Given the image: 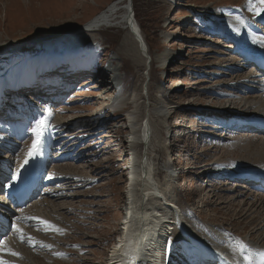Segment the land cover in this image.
I'll return each mask as SVG.
<instances>
[{"label": "rangeland", "instance_id": "obj_1", "mask_svg": "<svg viewBox=\"0 0 264 264\" xmlns=\"http://www.w3.org/2000/svg\"><path fill=\"white\" fill-rule=\"evenodd\" d=\"M116 1L120 0H0V47L21 44L20 55L23 57L49 50L54 52L52 55L61 56L59 53L65 52L68 46L91 40L90 35L82 33L83 27ZM132 1L136 20L152 47L150 57L144 54L139 67L130 60V51L124 47L129 33L122 29L98 33L91 52L105 68L113 58L118 62L121 59L126 61L121 74L125 77V91L121 93L122 103H127L125 111L115 114L121 110L122 104L111 108L108 101L104 105L106 96L95 98L92 94L100 93L91 90L96 89L94 86L80 85L74 95L69 94L70 98L62 104L63 115L59 114L48 125L50 138L57 145L49 156L51 166L46 179L55 184L51 182L43 187L35 205L13 218L11 232L5 239L13 242L12 247L4 249V244L0 250V260L5 264H107L120 237L117 230L124 222L128 204L130 183L124 167L131 156L126 143L132 138L133 128L126 113H135L139 107L137 113L141 121L138 131L153 114L155 117L160 115L158 109L162 107L157 102L148 101V89L152 85L150 94L153 93L156 100H162L169 110L165 111L167 118L164 121L154 118L153 140L148 148L140 143L138 157L144 158L147 153L148 161L155 166L158 181L174 184L168 190L169 195L182 208V217L188 221L193 219L191 222H196L197 231H205L206 239L226 237L227 245L235 242L239 253L249 252L257 257L264 253V194L258 192V188L243 187L238 181L229 182L224 176L217 177L218 172L222 174L219 171L222 168L225 177L230 168L231 171L235 169L232 171L235 174H246L248 170L264 174V162L260 164L246 158L240 148L251 139L264 145V134H242L231 129L226 134L220 125L225 120L213 114L231 110L232 115L226 121L259 112L264 116V93L255 94L256 91L249 92L246 88L249 87L247 81L252 80L253 69L231 73L244 65L237 60L241 51L234 47V43L232 45L233 39L224 37L219 31L209 34L204 30L209 27V22L215 21L214 18L232 26V32H235V24L245 22L253 26L254 35L264 40V3L260 0ZM133 47L135 45L129 46ZM103 49L105 52L96 55ZM172 52L179 58L163 72L160 68L162 59ZM8 60L12 59H1L0 71ZM152 60L155 62L150 66ZM243 73L245 76L241 80L234 77ZM83 86L88 87L82 97L74 98ZM136 93L139 94L137 99ZM114 94L120 96V91ZM23 100L34 101L31 96H25ZM60 122L66 127L54 126ZM81 123L84 126H80ZM79 128H83L84 134L76 133ZM65 133L67 139L63 140ZM9 139V134L0 131L1 145L8 148L14 142ZM180 144L181 148L186 145L188 158L185 150L180 153ZM22 152L23 149L19 155ZM0 153V167L10 161V169H17L18 163L12 164L18 156L17 151L12 155L0 149ZM169 164L174 173L172 179L167 178ZM195 166L202 168L195 170ZM203 172L205 174L199 175ZM67 180L71 181L58 183ZM48 191L54 193L44 196ZM30 216H40L49 227L42 230L37 225L40 222H32L35 227L29 226L19 243L15 226ZM182 223L188 226L184 221ZM26 226H21L18 237L25 233L23 228ZM179 227H170L171 236L165 239L167 241L160 249L165 244V249L173 252L168 251L170 257L194 259L198 249L181 235ZM216 241L213 242L217 244ZM240 242L247 246L242 251ZM200 252L206 253L205 250Z\"/></svg>", "mask_w": 264, "mask_h": 264}, {"label": "bare ground", "instance_id": "obj_2", "mask_svg": "<svg viewBox=\"0 0 264 264\" xmlns=\"http://www.w3.org/2000/svg\"><path fill=\"white\" fill-rule=\"evenodd\" d=\"M132 2H133L132 0L116 1L107 10L105 9L104 12L102 11L100 14L94 17L88 24H86L83 27L84 30L82 31L84 35H90L91 40L85 39L84 40L85 42H82L78 46H76L77 44L68 46L65 52L63 51L59 53V55L61 54V56H54L52 55L54 52L49 50L40 55H34L32 57L30 55V57H23L22 55H20L21 53L20 50L23 48L20 46L21 44H17L16 46H1L0 61L3 58H8V59H12L13 62H11L12 60L11 61L8 60L7 63H5L6 66L4 67V69H1L0 71V94L1 92L6 93L7 91L14 92L13 91L14 87L18 88L16 92H19L21 94L32 93L34 90L32 84L36 85L38 83L32 81L30 84H28L26 82L28 78L36 77L37 73H39L41 70L43 71L50 70L52 72L56 69L62 68L61 70L63 71L62 74L63 83H61L60 81L61 78L59 77L57 78V82L55 83H47L45 80L41 78V76L36 78L37 79L36 81L42 83V86H52L53 84H56L57 91L59 93L64 91L65 94L70 91V88H73L72 86H76V88L84 84L88 85L90 88L94 86L96 89L92 88L91 90H98L97 92L100 93V94L93 93L92 95L95 98H101V96L103 97L106 96V98L108 97V100L104 98V105H106L107 101L109 102L108 107H112V108H114V106L118 104H122L123 105L122 111H125V106L127 105V103L125 102L122 103V101L124 100L123 98H121L123 97L121 93L125 91V79H124L125 77H122L121 74L126 68V64H125L126 61H122L121 59L118 62L116 58H113L108 61V65H106V68L98 73H95V71L89 69L88 61L89 59H99L91 55V52L93 51L94 48L93 42H96L95 37L98 33L108 29H122L129 33V36L131 37L127 36L126 43H124L125 44L124 47L130 51L128 54V58L134 61L138 67L143 62L144 54L150 57V52L152 47L150 46L149 42L143 35L141 25L139 24L140 22L138 23V20H136ZM223 25L225 27H223ZM229 28L230 26H228L227 23L223 22L218 24V26L214 28L205 27L204 30L208 31L209 34L215 31H219L221 34L225 35L226 38H232L234 40V43L239 41L241 43V47H240L241 51L249 53L247 57L248 59L260 58L264 62V40L253 34L254 28L252 25L245 22L235 24L233 26V28L236 29L235 33H233L232 31L227 32V29ZM131 29H133V31H131ZM76 36L78 37V35ZM131 45H135V47L129 48V46ZM178 58L179 55L173 52L172 54L170 53L166 55L164 59H162V63H161L162 66H160L161 70L165 72L166 68L168 66H171L173 64V61L175 60L177 61ZM243 59H244L243 56L237 58V60L240 62H242ZM157 60L158 58H155V61ZM19 61L21 63L15 65L16 66L15 67L14 63L16 62L18 63ZM40 61L42 64L37 63ZM155 61L154 60L150 61L149 65L152 66L153 62ZM253 67L255 66L248 63L245 66L243 65V67L240 68L239 71L237 69H234L231 73L232 74L238 72L240 73L243 70H246L247 68L253 69ZM255 68L253 69V73L251 72L250 74V78L252 80H250V82L247 81L248 83L247 86L249 85L251 89L249 87L246 88L249 92H252V90H254L257 92L255 94H259V93L262 94L264 93V76L261 74V72H257ZM244 76H245L244 73L241 75L238 74L234 75V77L238 80H241L242 78H244ZM64 80L67 81L69 84L65 86ZM69 85L70 87L68 88ZM88 86L81 87L78 93L75 94L74 98L80 99V97H82V93L85 91L84 89H86V87ZM151 87L153 88V85ZM244 87L242 86L241 88ZM150 89H148V101L157 102V104L162 107L161 110L158 109L160 115L155 117L156 114H153L151 117H149L147 123L144 126H142L141 131L140 130L138 131L137 127L140 128L139 123L141 121L139 117L140 114H138L139 107L135 111V113L138 112L137 113L138 117H136L135 113L133 112L129 114L128 112L126 113L128 115L129 122L132 123V128H133L131 134L132 138H129V142L126 143V147L130 151L132 159L131 160L127 159L124 167L127 173L126 174L127 181H129L130 183L129 188H127L128 204L125 210L126 216L124 218V222L121 223L120 229L117 230L120 233V237L116 242V244L113 246L112 249L113 251L111 252V258H110V264H177V262L179 261V256H177V258L170 257L169 252L170 253L173 252L171 251V249L166 250L165 244L163 245L162 250L160 249V247L164 241H167L165 240L167 237L168 239L170 238L169 237L171 230L170 227L172 225H175V223L183 224L182 223L183 221L188 225V226L181 225L184 226L185 228V230H182L184 237L188 239L192 244H194V246L199 250L202 251L205 250L206 253L208 252L209 254L214 255L216 257L217 264H249V261L246 260L245 257L251 258V264H261V261L264 260V257L261 256V254L259 255V257L260 256L261 257L259 258L255 254H249V252L239 253L237 244L236 245L234 244L235 242L232 241L230 242V245H227L229 243L228 241H226V237L221 238L219 236V238L215 239L218 240L216 241L217 244L213 242L215 241L214 239H206L204 237V236L207 237V235H205V231L203 233H201V231H197V226L195 225L196 222L194 223L191 222L193 221V219H191V221H188L185 218H183L181 215L182 208H180V206L177 204L178 202L176 203L175 202L176 200L175 201L172 200L171 196L169 195L170 193L168 190H170L171 187L173 188L174 184L172 182L162 184L158 181L157 178L158 176L155 170V166L151 165L150 162L148 161L149 159L147 153L144 156V158L138 157L137 153L139 152L138 149L140 143L144 145V147L148 148V146H150L151 144V141L153 140L152 139L154 132L153 124L155 123L154 118H157L160 122L161 120L164 121L167 118V115H165V111L166 109L169 110L168 109L169 107L166 104L165 105L162 104V100H156L153 93L150 94ZM118 90L120 91V96L118 95L115 96L114 92ZM72 94L74 95V92ZM135 95H136L135 99H137V96H139V94L136 93ZM70 96H68L67 100L70 98ZM20 97L23 96L22 95L17 96V98L19 99ZM255 97L258 98L259 96H255ZM19 99H17L18 102ZM12 100L13 99L11 98V96H8L7 101L12 102ZM32 108L40 118L44 117L46 108H44L43 106L39 107L38 105H34L32 106ZM63 110L64 107L62 104L60 105L52 104V111L47 112L46 125H49V122L53 121L55 117H57L59 114L62 116L64 113ZM122 111L115 112V114L121 113ZM153 112H155V109H153ZM231 112H232L231 110L228 111L225 110L224 112L222 111L220 113H216V112L213 113L214 116H216V118H219L220 120H225V121H221L220 125L223 126L224 128L223 131L226 134L228 132L226 127L227 124L231 125V123L233 122H236L237 124L242 122L245 123L248 122L249 120H251L252 122H260L264 118V116L261 115V113L259 112V114H256L257 115L256 117H252L253 115L252 116L249 115L242 118L238 117L237 119H233L231 121L229 120L228 122H226V118L232 115ZM163 113L164 115H162ZM144 121L145 119H143V122ZM13 125L14 124L12 123L11 126ZM81 125L84 126L82 123L80 124V126ZM54 126L60 129L66 127L65 124H61V122L55 123ZM82 130L79 128V130L76 133H78L79 135H81L82 133L84 134V131ZM161 133L163 134V131H161ZM7 134L9 133L7 132ZM259 134L263 135L261 133ZM9 136L10 139L13 141L14 134L10 133ZM64 137L65 138L63 140H66L67 139L66 133L64 134ZM36 139H37L36 135L33 136L32 138H26L25 141L27 142L24 143V145H20L13 149V151L16 150L18 152V156H16V158L20 166H18L17 171L12 174L13 177L11 178V180L7 182V188H9L10 186H14L16 184V179L20 176H24L22 175V172L26 170L28 167H34L35 168V170L33 171L34 173H40L41 169L44 167L46 161L45 155L47 154L46 152L48 150L47 148L49 147V145L54 146L55 143L52 142V144H50L47 134L45 133V135L41 136L39 140V153L33 156H29V151L32 149L33 144L36 142ZM61 141L62 140H59V142ZM259 142L260 141L258 140L251 139L248 140V142L246 141L243 145H241L240 148L246 155V158H252L253 162L262 164L261 162H264V149L261 147H264V145ZM4 145L0 144V147H3ZM22 149L23 152L19 155V152ZM261 149H263L262 152L260 151ZM0 156H2L1 153ZM16 158L12 160V164L16 163ZM26 160L27 163H25ZM36 164H40L41 166H34ZM194 164L196 165V162ZM169 166L171 165L169 164L167 168L168 169L167 178L170 177V179H172L173 178L172 175L174 173L171 172V168ZM193 168L197 170V169H201L202 167L195 166ZM222 169L219 170L222 171V174L218 172L217 177L221 179L224 176V179L226 178V180H228V178L234 177L233 180L230 181L228 180L229 182H237L238 178L240 177L258 178L260 176H263V174H261L260 171L249 172L250 170L246 171V174H240V173L235 174L236 172H232L235 169L231 171L232 168H230L229 170L232 173L229 174L230 173L229 172L228 177L227 176L225 177V173H224L225 170ZM207 171H210V169L208 168ZM28 172H30V169L27 170L26 174ZM200 174H205V172L199 173V175ZM66 178L69 179V177ZM70 181L71 180H67L65 182L59 181L58 183H68ZM52 184H55V182L52 181ZM75 185L77 186L76 188H79L77 184ZM81 185L82 184L80 183V186ZM69 187L67 186L66 189H69ZM248 188H255V187L251 185ZM257 191L259 192L258 189ZM0 192H2L3 194L5 190L3 188L2 189L0 188ZM52 193L54 192L48 191L45 192L43 195L44 196L51 195ZM4 197L11 200L10 196L6 192L4 194ZM33 205H35V202L28 205L27 208ZM18 212H20V214L22 213L21 211ZM34 218H39V219H34ZM41 221H45V219L41 218L40 216H34L33 218L30 216V219L27 218L25 220L22 219L21 221H19V223H17L15 226L18 242L21 243L23 241L21 237H18V229H20L21 226L24 224H27V226L23 228V231L25 233H23L22 236H24V234L26 236L27 229L29 226L32 225V222H36V223L40 222L37 223V225H40L41 228H43L42 230H44V228L46 227H49L48 223L44 224ZM32 226L35 227V225ZM6 237L7 236L3 238V241L1 243L2 246L0 245V250H2L4 244H5L4 249H8L12 247L13 242L6 241L7 240ZM190 238H192V240ZM0 264H5V263L2 260H0ZM195 264H198V262H196Z\"/></svg>", "mask_w": 264, "mask_h": 264}, {"label": "snow or ice", "instance_id": "obj_3", "mask_svg": "<svg viewBox=\"0 0 264 264\" xmlns=\"http://www.w3.org/2000/svg\"><path fill=\"white\" fill-rule=\"evenodd\" d=\"M261 3H264V0H260ZM264 11V9H262ZM47 127L46 122L44 120H41L37 123L36 128L33 129L34 134L36 135V142L33 144L32 149L29 151V156H33L39 153V140L42 135V132L44 128ZM27 163V160L25 161ZM34 219H39V218H34ZM44 224H47V221H41ZM54 227V226H50ZM18 231H22L18 229ZM21 239H23V236H21ZM247 246L243 244V242H240V249L243 250ZM14 255L16 253H13ZM262 256H264V253H261ZM246 260L249 261V264H251V258L250 257H245ZM261 264H264V260L261 261Z\"/></svg>", "mask_w": 264, "mask_h": 264}]
</instances>
